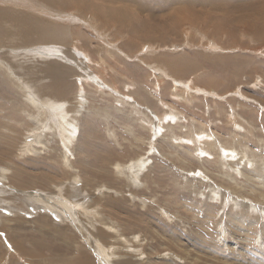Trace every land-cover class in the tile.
I'll use <instances>...</instances> for the list:
<instances>
[{
  "label": "rangeland",
  "instance_id": "1",
  "mask_svg": "<svg viewBox=\"0 0 264 264\" xmlns=\"http://www.w3.org/2000/svg\"><path fill=\"white\" fill-rule=\"evenodd\" d=\"M72 1L0 0V264H264V0Z\"/></svg>",
  "mask_w": 264,
  "mask_h": 264
},
{
  "label": "bare ground",
  "instance_id": "2",
  "mask_svg": "<svg viewBox=\"0 0 264 264\" xmlns=\"http://www.w3.org/2000/svg\"><path fill=\"white\" fill-rule=\"evenodd\" d=\"M74 1V0H73ZM72 1V2H73ZM106 2L108 1V0H105ZM139 1V0H138ZM162 1H166V0H162ZM205 0H193V3H195V4H201V5H205L204 2ZM142 3H140V2H137V5L141 8V9H143L144 11H147L148 10V8H145L143 5H141ZM207 4V3H206ZM162 5H164V4H162ZM185 5V4H184ZM200 5V6H201ZM207 6V5H206ZM208 8H210L211 10H214V9H217V8H219V9H221L223 6H222V2H221V0H211V2L208 4ZM173 7V6H172ZM93 8H94V6H93ZM182 8H184V7H181L180 9H176L175 10V14L178 16L179 14H180V11H181V9ZM203 8V7H202ZM209 10V9H208ZM211 10H209V11H211ZM249 10V9H248ZM150 11H151V9H150ZM187 12V13H189V15H191V18L192 19H196L197 20V18L198 19H200V18H202V17H206V18H204L205 20H207L208 19V21H212L213 19H215V17H209V14L210 13H208L207 11H206V9H205V11L206 12H203V13H201V15H199L200 13H196L195 12V10L194 9H192V11H189L187 8H185V10H183L182 12ZM113 13H114V11H113ZM199 15V16H198ZM242 15V14H241ZM252 15V14H251ZM182 17H184L183 15H181ZM186 16V15H185ZM173 17V16H172ZM181 17V18H182ZM176 19V18H175ZM173 20V19H172ZM158 21V20H157ZM242 21V20H241ZM247 21V20H246ZM42 23V22H41ZM44 23V22H43ZM30 24H31V22H30ZM33 24H34V22H33ZM161 26V25H160ZM163 28L166 30V28H165V25L163 26ZM60 29V28H59ZM38 30V29H37ZM43 30V29H42ZM52 30H53V28H52ZM51 30V31H52ZM65 30H67V29H65ZM46 31V30H45ZM51 31L50 32H46L45 34H47V35H49V37H46V35L44 34H42V35H39V36H43L42 38H47L48 40H55V39H57V38H54L55 37V35L57 34V32H53V33H51ZM54 31V30H53ZM168 31V30H167ZM39 32V31H38ZM59 32V31H58ZM149 32V31H148ZM61 34H62V32H60ZM60 34V36L62 37V35ZM160 35V34H159ZM157 36V35H156ZM40 37V38H41ZM64 37V36H63ZM52 38H54V39H52ZM62 39V38H61ZM173 58V57H172ZM170 58H167V60H169ZM176 59V58H175ZM178 59V58H177ZM236 59V58H235ZM222 60H224V59H222ZM174 65H175V68H176V66H177V64H181L180 62H174L173 63ZM177 68L178 69H181V67L180 66H177ZM29 96V98L31 99V101H33V102H30V104H31V106H37L38 105V103H37V98H35L34 97V95L33 94H28ZM39 106V105H38ZM48 105H46V107H47ZM34 107V108H35ZM41 106H39V108H40ZM49 107V109L52 111V110H56V109H58L60 106H55V104L54 105H49L48 106ZM214 108V107H213ZM48 109V108H47ZM61 109V108H60ZM58 110V112H56V111H52V112H55L56 114L57 113H61V110ZM57 119V128L59 129V130H61V132H62V134L61 135H63L62 137L64 138V140L66 141L65 143H68L69 142V140H70V138L71 137H73V129H74V127L72 126V123L70 122V121H68L65 117H59V118H56ZM45 125V124H44ZM45 129V128H44ZM43 130V129H42ZM48 130V129H47ZM75 131V130H74ZM198 133H200V132H198ZM65 134H69V138L67 137V136H65ZM75 134V133H74ZM63 138H62V141H64L63 140ZM202 139V138H201ZM72 141V140H71ZM223 145V144H222ZM200 148H202V147H200ZM224 150H227L229 153H231L232 152V150H229V149H225V148H223ZM231 149V148H230ZM234 149V148H233ZM203 150V149H202ZM227 152V153H228ZM243 152V151H242ZM200 153V152H199ZM232 156V155H231ZM140 163H142V162H140ZM139 163V164H140ZM131 164H134V162L133 163H131ZM135 175V174H134ZM62 202V201H61ZM111 230V229H110ZM98 245H100V244H98ZM98 245H96V249L97 250H99L98 248H99V246ZM101 248H104V247H102L101 246ZM20 253H21V250L19 251ZM101 252V251H100ZM103 253H104V251H103ZM105 255V254H104ZM106 256V255H105ZM104 256V257H105ZM102 258H103V254H102ZM108 258H109V256H108ZM105 259H106V257H105Z\"/></svg>",
  "mask_w": 264,
  "mask_h": 264
},
{
  "label": "crops",
  "instance_id": "3",
  "mask_svg": "<svg viewBox=\"0 0 264 264\" xmlns=\"http://www.w3.org/2000/svg\"><path fill=\"white\" fill-rule=\"evenodd\" d=\"M41 149H42V152L40 153V155H44V153H45V150H43L44 149V145H42L41 146ZM74 150V148H71V151H73ZM72 153V152H71ZM60 154H61V152H60ZM59 154V155H60ZM39 155V158L41 159V161H44V158H42L41 156ZM7 168H9V167H7ZM59 169V166H58V168H57V170ZM55 173V172H54ZM85 256L82 258L83 259V262H87V263H89L90 261H93L92 259H91V257L90 256H86V255H88L89 253H83ZM59 259V261H62V259L63 258H58ZM73 259V258H72ZM78 259H80V257H78ZM66 260V259H65ZM75 260H70V262L73 264V262H74ZM83 262L81 263V264H83ZM60 264H63V263H60Z\"/></svg>",
  "mask_w": 264,
  "mask_h": 264
}]
</instances>
